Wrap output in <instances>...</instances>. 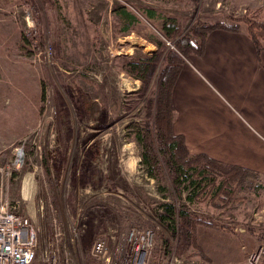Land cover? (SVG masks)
<instances>
[{
  "label": "rangeland",
  "instance_id": "1",
  "mask_svg": "<svg viewBox=\"0 0 264 264\" xmlns=\"http://www.w3.org/2000/svg\"><path fill=\"white\" fill-rule=\"evenodd\" d=\"M117 5L139 22L123 31ZM144 6L182 29L225 17L264 19L262 0H0V196L30 217L40 242L47 214L66 233L78 221L73 248L85 258L100 232L126 221L149 224L158 243L170 237L156 212L174 190L147 174L135 141L154 81L143 93L120 67L158 53L150 34L166 40L141 14ZM168 48L175 49L170 40L161 54ZM254 186L262 183L250 180L227 202L190 203L183 190L179 204L211 225L196 229L203 254L176 248L175 264H250L253 253V264H264V188ZM155 259L163 264L164 255Z\"/></svg>",
  "mask_w": 264,
  "mask_h": 264
},
{
  "label": "trees",
  "instance_id": "2",
  "mask_svg": "<svg viewBox=\"0 0 264 264\" xmlns=\"http://www.w3.org/2000/svg\"><path fill=\"white\" fill-rule=\"evenodd\" d=\"M40 1L45 3L47 0ZM113 12L119 16L123 31L139 22L138 16L124 5L115 6ZM141 14L155 23L166 40L150 34L149 39L158 43V53L149 58L137 55L128 57L120 65L127 74L140 80L143 93L154 81V95L147 102L148 118L142 122L141 127H137L135 135V141L140 145V161L146 166L150 177L170 184L174 190V200L162 202L160 210L156 212V217L170 234V237L164 239L166 248H170L174 240L177 254L191 248L202 253L196 229L199 224L209 226L211 223L179 204L183 190L186 191L185 199L190 203L204 199L215 201L216 198L227 202L247 188L250 180H259L260 175L256 171L225 163L203 152L190 153L183 135L175 133L172 128L175 117L172 91L188 55H201L204 52L206 35L210 30L221 28L236 31L239 25L237 22L217 20L204 24L192 23L182 29L174 17L158 14L153 7L144 6ZM242 19L259 57L261 43L257 31H264V19ZM169 40L175 49L168 48L166 54L162 55ZM262 187L252 188L258 192Z\"/></svg>",
  "mask_w": 264,
  "mask_h": 264
},
{
  "label": "crops",
  "instance_id": "3",
  "mask_svg": "<svg viewBox=\"0 0 264 264\" xmlns=\"http://www.w3.org/2000/svg\"><path fill=\"white\" fill-rule=\"evenodd\" d=\"M241 21L236 31L210 30L204 52L188 55L172 91V128L190 153L256 171L264 188V33L257 57Z\"/></svg>",
  "mask_w": 264,
  "mask_h": 264
},
{
  "label": "built area",
  "instance_id": "4",
  "mask_svg": "<svg viewBox=\"0 0 264 264\" xmlns=\"http://www.w3.org/2000/svg\"><path fill=\"white\" fill-rule=\"evenodd\" d=\"M76 216L80 220L84 217L80 211ZM102 219L105 222L107 217ZM45 220L49 230L46 228L40 242L30 217L20 212L7 195H1L0 264H160L155 259L157 254L164 255L163 264H175L177 260L175 241L166 248L162 240L157 242L154 228L144 222L126 221L100 232L91 243L89 257L85 258L73 248L79 238L78 221L75 226L71 223L66 233L54 213L47 214ZM257 256L251 254L250 264Z\"/></svg>",
  "mask_w": 264,
  "mask_h": 264
}]
</instances>
